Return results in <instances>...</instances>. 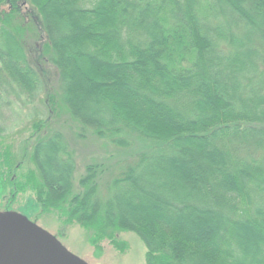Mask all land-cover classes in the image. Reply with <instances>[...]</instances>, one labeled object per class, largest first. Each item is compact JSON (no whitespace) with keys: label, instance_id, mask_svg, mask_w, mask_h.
I'll use <instances>...</instances> for the list:
<instances>
[{"label":"trees","instance_id":"trees-1","mask_svg":"<svg viewBox=\"0 0 264 264\" xmlns=\"http://www.w3.org/2000/svg\"><path fill=\"white\" fill-rule=\"evenodd\" d=\"M14 106L33 169L0 143L4 210L30 192L98 254L133 233L145 264H264V0H0V117ZM67 130L127 159L77 178Z\"/></svg>","mask_w":264,"mask_h":264},{"label":"rangeland","instance_id":"rangeland-1","mask_svg":"<svg viewBox=\"0 0 264 264\" xmlns=\"http://www.w3.org/2000/svg\"><path fill=\"white\" fill-rule=\"evenodd\" d=\"M4 9H6L5 6ZM22 15L29 17L32 16V12H27V7H24ZM43 42L44 35L40 31L37 38L30 39L28 46H30L31 50H35ZM37 53V50L33 52V56L30 59L33 67L43 77L44 91L47 93V91L56 88L58 77L54 68L48 63L42 62V58L39 59L40 55ZM42 94L39 95V99H44ZM35 106L40 110L41 114H45L44 111L42 112V105L40 103H36ZM30 110L31 108L19 109V107L14 106L11 111H2L1 113L5 114V116L0 117V124L6 128V139L0 138V143L10 145V141H13V153L17 157H20L17 161V163L20 162L19 164H21L16 173L17 177L33 169L32 164L27 160L31 141L27 140L28 130L23 129L28 125ZM64 134L75 154L77 178L87 164L98 163L109 164L111 166L123 159H127L128 154L113 148L107 142L98 140L93 136L86 135L84 138H75L68 130ZM8 200L9 188H6L0 196L1 213L5 211L4 208L7 206ZM9 208L11 211L25 217L31 223L49 233L67 252L86 264H145L146 251L144 244L133 233L124 232L116 234V242L118 244H125L126 246L123 253L117 251L107 240H104L100 244L103 251L98 254L89 244L88 232L75 224L65 226L56 213H42L34 196L30 192L19 194Z\"/></svg>","mask_w":264,"mask_h":264},{"label":"water","instance_id":"water-1","mask_svg":"<svg viewBox=\"0 0 264 264\" xmlns=\"http://www.w3.org/2000/svg\"><path fill=\"white\" fill-rule=\"evenodd\" d=\"M0 264H86L25 217L0 213Z\"/></svg>","mask_w":264,"mask_h":264},{"label":"flooded vegetation","instance_id":"flooded-vegetation-1","mask_svg":"<svg viewBox=\"0 0 264 264\" xmlns=\"http://www.w3.org/2000/svg\"><path fill=\"white\" fill-rule=\"evenodd\" d=\"M5 209V208H4ZM6 211V210H5Z\"/></svg>","mask_w":264,"mask_h":264}]
</instances>
